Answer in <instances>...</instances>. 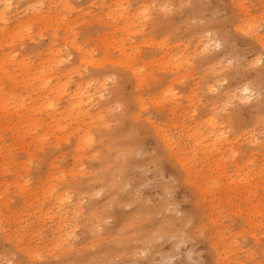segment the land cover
Here are the masks:
<instances>
[{
	"label": "rangeland",
	"instance_id": "374dc122",
	"mask_svg": "<svg viewBox=\"0 0 264 264\" xmlns=\"http://www.w3.org/2000/svg\"><path fill=\"white\" fill-rule=\"evenodd\" d=\"M0 264H264V0H0Z\"/></svg>",
	"mask_w": 264,
	"mask_h": 264
}]
</instances>
